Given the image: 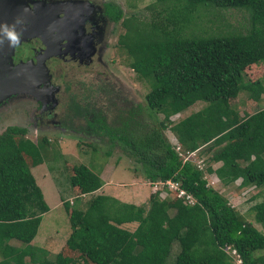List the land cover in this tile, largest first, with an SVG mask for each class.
I'll list each match as a JSON object with an SVG mask.
<instances>
[{
  "label": "trees",
  "instance_id": "obj_1",
  "mask_svg": "<svg viewBox=\"0 0 264 264\" xmlns=\"http://www.w3.org/2000/svg\"><path fill=\"white\" fill-rule=\"evenodd\" d=\"M159 2L162 10L156 9L151 22L133 18L121 23L127 33L119 43L131 60L130 68L151 88L145 105L131 107L109 98L99 105L91 98L72 96L64 123L75 130L74 120L82 119L86 128L78 131L117 145L149 182L177 183L178 189H168L176 198L169 203L159 197L162 192L152 193L147 215L131 232L120 225L137 219L135 207L97 193L103 185L100 175L86 163L73 164L70 184L90 196L83 206L64 201L73 227L68 244L96 264H234L228 246L236 249L241 264H264V230L256 224L264 228V197L252 206L255 220L249 219L180 154L207 145L208 151L215 148L212 159L221 161L214 170L208 166L207 173L226 185L237 178L242 186L264 184V108L245 110L243 115L233 108L242 91L257 107L264 93L261 79L244 78L247 68L264 62V0ZM230 8L249 13L246 32L180 36L183 27L201 19L200 10ZM122 19L118 7L113 20ZM197 104L204 107L177 123L170 120ZM167 130L179 151L167 139ZM17 134H26L25 128L8 126L0 133V264L24 263L28 255L34 262L41 260L26 245L38 234L41 214L49 209L30 165L43 160L48 138L20 148ZM180 190L185 194L178 196Z\"/></svg>",
  "mask_w": 264,
  "mask_h": 264
},
{
  "label": "rangeland",
  "instance_id": "obj_2",
  "mask_svg": "<svg viewBox=\"0 0 264 264\" xmlns=\"http://www.w3.org/2000/svg\"><path fill=\"white\" fill-rule=\"evenodd\" d=\"M31 1L55 2L53 4L57 7H66L67 4L74 7L76 3H78L77 7L82 5L89 7V15L93 16L96 23L97 35L94 38V44L100 54L98 57L93 56L88 65L71 60L67 64L62 63L61 68L66 76L62 77V74H57L55 82L59 86V91L56 92L55 98L50 101L44 113L41 108L43 102L36 98V93L14 92L0 101V133L8 126L25 128L26 134L15 136L20 148L25 147L29 141L36 144L42 136L48 138L46 148L42 149L43 160L37 164L30 163L34 181L49 206V209L41 214L38 234L26 245L27 249L41 256V260L34 262L28 255L24 263L20 264H96L86 261L80 251L70 248L68 244L73 227L69 218L70 208L64 205V201L68 200L71 206H83L84 199L90 196L80 193L77 186L70 184L73 164L86 163L100 175L103 185L96 190L97 193L110 194L121 202L135 207L137 219L120 225V228L131 232L137 229L142 218L147 215L150 195L155 193L154 190L162 192L159 197L166 199L169 203L175 200L176 195L173 192L169 193L168 189L172 187L166 184H159L160 188L155 189V185L150 184L149 180L141 174L140 169L137 172L133 159L117 145L108 140H100L97 136L84 131H78L80 127L86 128L82 119L74 120L75 130L69 128L64 123L66 116L71 113L68 105L71 103L72 96L80 99L91 98L99 105L107 103L108 98L112 99L111 102L117 101L131 107L138 104L145 105V95L151 88L149 89L148 83L140 79L130 68L131 60L125 52L126 49L119 43L121 36L127 33L121 23L133 20V18L145 23L151 22L157 17L156 9L162 10V6L159 0ZM118 7L123 12V19L120 22H114L113 14ZM200 12L201 19H197L192 26L183 27L184 30L179 33L181 37L226 33L229 30L246 32L250 27V15L244 9L230 8L217 12L202 9ZM59 17L58 12H55L54 20L57 23H59ZM68 35L75 38L70 28ZM90 38L88 37L87 41ZM244 78L251 81L261 79L264 83V62L247 68ZM65 83L71 86L69 91H66ZM248 97V93L242 91L239 95L240 99L233 106L241 115L245 113V110H250L248 112L252 113L264 108V93L261 95L258 107L252 104ZM249 104L252 105L249 106ZM203 107V104H197L171 117L170 120L177 123ZM156 117L158 120L163 118L160 114ZM165 135L175 145V136L168 130ZM214 152L215 148L208 151V146L202 145L199 150L190 154V160L204 172V178L210 186L225 195L228 201L249 219L255 220L252 206L264 197V184L251 183L242 186L240 185L241 178H237L229 185L222 183L216 174L206 171L208 166L214 170L221 164V161L212 159ZM183 156L188 157L189 155L183 154ZM26 158L30 162V157ZM164 190H166V195L163 193ZM256 224L264 230L260 223L256 222ZM11 242L18 245L24 244L17 239H12ZM178 251L179 246L176 245L173 250L174 256ZM229 251L234 257V264H241L231 248Z\"/></svg>",
  "mask_w": 264,
  "mask_h": 264
},
{
  "label": "flooded vegetation",
  "instance_id": "obj_3",
  "mask_svg": "<svg viewBox=\"0 0 264 264\" xmlns=\"http://www.w3.org/2000/svg\"><path fill=\"white\" fill-rule=\"evenodd\" d=\"M29 4L32 10H38L35 3L31 1ZM77 6L78 3L74 7L67 4L66 7L57 8L58 10L51 9L53 14L47 15V18L49 16L51 20L44 25V35H38L36 32L38 30L29 21V31L25 30L20 34L21 41L14 47L11 56L14 64L21 61H33L39 66L34 72L30 71V76L34 78L32 93H36V98L43 102L41 107L43 113L59 91V86L55 82L57 74L66 76L61 68L62 63L67 64L71 60L88 65L93 56L98 57L100 54L94 44V38L97 35L96 23L93 16L89 15V7ZM55 12H58L60 16L56 26L52 23V21L55 22ZM69 28L75 36L74 39L68 35ZM88 37L91 38L87 41ZM96 49L98 53L95 55ZM9 51L6 48L3 55L6 56V52ZM37 79L38 82H36ZM65 84L66 91H69L71 86L68 83Z\"/></svg>",
  "mask_w": 264,
  "mask_h": 264
},
{
  "label": "water",
  "instance_id": "obj_4",
  "mask_svg": "<svg viewBox=\"0 0 264 264\" xmlns=\"http://www.w3.org/2000/svg\"><path fill=\"white\" fill-rule=\"evenodd\" d=\"M29 2L31 0H0V101L14 92H31L34 78L30 76V71L34 72L39 68L33 61L12 62L14 47L10 46L16 42L12 41L9 31H14L21 41L20 34L28 29V22L38 31V35H44V25L51 20L47 15L53 14L51 9L58 10L56 4L34 2L37 9L32 10ZM55 15V14H54ZM56 26L57 22L52 21ZM5 25L7 27H5ZM58 25V24H57ZM27 34V33H26ZM10 50L3 55L5 49ZM49 78V77H48ZM38 82V79L36 80ZM25 84V85H24Z\"/></svg>",
  "mask_w": 264,
  "mask_h": 264
},
{
  "label": "built area",
  "instance_id": "obj_5",
  "mask_svg": "<svg viewBox=\"0 0 264 264\" xmlns=\"http://www.w3.org/2000/svg\"><path fill=\"white\" fill-rule=\"evenodd\" d=\"M176 149L179 151V150H180V147L177 146ZM152 184L155 185V189L160 188V187L158 186L159 184H162V185H165V184H166V185L171 186L172 188H169V189H178L177 183L172 182V181H166V182H154V183H152ZM153 188H154V187H153ZM153 190H154V189H153ZM154 192H155V190H154ZM184 194H185V193H184L182 190H180L179 193H178V196H182V195H184ZM186 198H187L190 202L193 201L190 195H186ZM230 248H231V247L228 246L227 250L229 251ZM232 251H233V253L237 256L238 260L241 261V258L239 257V254L237 253L236 249L233 248ZM229 252H230V251H229Z\"/></svg>",
  "mask_w": 264,
  "mask_h": 264
},
{
  "label": "clouds",
  "instance_id": "obj_6",
  "mask_svg": "<svg viewBox=\"0 0 264 264\" xmlns=\"http://www.w3.org/2000/svg\"><path fill=\"white\" fill-rule=\"evenodd\" d=\"M5 27H7V26L5 25ZM8 36H9V38H10L12 41L16 42V43H14V44H12V45H10V46L15 47V46H17V45L19 44V39H18V37H17V35H16V33H15L14 31H9V32H8ZM175 142H176V143H175V144H176V147H177V146L180 147V145L177 143L176 140H175ZM191 153H192V152H191ZM191 153L184 154V155H189L188 157L183 156L182 153H180V154H181L182 157H184V160H187V159H190V154H191ZM152 183H154V182H150V184H152ZM155 192H157V191H155ZM239 257H240V255H239ZM237 260H238V258H237ZM238 261H239V260H238ZM240 263H241V261H240Z\"/></svg>",
  "mask_w": 264,
  "mask_h": 264
}]
</instances>
